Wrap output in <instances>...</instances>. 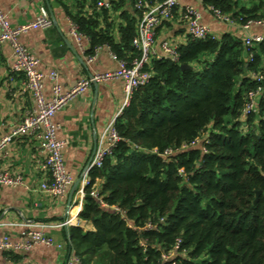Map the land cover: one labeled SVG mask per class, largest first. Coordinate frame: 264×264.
Instances as JSON below:
<instances>
[{"label": "trees", "instance_id": "obj_1", "mask_svg": "<svg viewBox=\"0 0 264 264\" xmlns=\"http://www.w3.org/2000/svg\"><path fill=\"white\" fill-rule=\"evenodd\" d=\"M97 1L94 15L65 6L66 14L88 38V55L107 46L130 65L140 55L136 18L126 15L115 37ZM244 1L203 3L238 26L264 19V0ZM252 51L250 60L242 35L228 32L189 38L176 61L143 65L150 78L133 90L114 120L117 142L87 175L78 218L93 230L69 228L79 264H264V80L252 76L264 73V41Z\"/></svg>", "mask_w": 264, "mask_h": 264}, {"label": "crops", "instance_id": "obj_2", "mask_svg": "<svg viewBox=\"0 0 264 264\" xmlns=\"http://www.w3.org/2000/svg\"><path fill=\"white\" fill-rule=\"evenodd\" d=\"M80 1L81 5L75 0H0L1 10L14 27L35 20L41 8L47 11L52 25L28 30L21 34L20 40L38 58L40 71L57 72V83L63 91L72 89L82 79L118 68V60L110 54L109 47H97L88 55V38L80 35L77 39L71 34L72 21L65 6L71 15L80 13L88 17L95 13L92 0ZM244 2L250 4L248 0ZM185 5L197 8L201 22L215 37L228 32L240 33L243 37L238 25L218 21L208 5L196 0H179L174 17L157 28L155 48L158 52L161 53L160 45L164 41L178 47L190 38L183 18ZM107 15L110 31L115 37L119 36V27L125 25L126 15L134 16L137 23L139 19L131 0H113ZM250 34L264 35V27H252ZM13 61L11 45L1 43L0 140L18 126L26 111L34 107L33 97L25 87L24 75L11 70ZM52 86L53 81L44 80L43 94L47 100L52 98ZM124 99L121 79L92 81L56 112L53 121L57 125L58 138L65 142L63 158L70 176L62 197H54L39 189L47 174L41 168L44 157L36 138L18 136L0 149V170L23 178L20 186L0 185V239L8 236L12 242L21 244L27 240L29 231L37 230L53 240L51 245L36 243L28 250H11L9 255L0 251L2 263L66 264L71 254L67 241L69 228L79 226L87 231L93 230L90 222L78 218L87 180L83 179V171L96 148L107 145L105 130L123 107ZM99 183L97 181V185ZM66 213L71 224L56 227L65 220Z\"/></svg>", "mask_w": 264, "mask_h": 264}, {"label": "built area", "instance_id": "obj_3", "mask_svg": "<svg viewBox=\"0 0 264 264\" xmlns=\"http://www.w3.org/2000/svg\"><path fill=\"white\" fill-rule=\"evenodd\" d=\"M133 7L139 13L137 23V33L132 39V45L138 49L140 55L137 59L128 65L122 60H118V68L113 71H108L102 74L93 75L89 79L80 80L75 87L68 91H63L57 83L58 74L55 70L49 73H44L38 69V58L28 50L21 42L20 36L28 30L35 28H44L52 25V20L44 8L40 9V14L35 20L19 25L12 26L6 13L0 8V44L7 42L12 47V55L14 61L11 70L15 73H22L25 77V87L30 91L34 107L25 112L22 120L10 133L5 135L0 140V149L10 143L18 136L34 137L38 141V148L43 154V162L41 168L47 178L40 184L39 189L54 197H62L65 189L70 182V176L66 169L63 149L65 142L57 136V125L53 121L56 112L60 110L67 102L76 94L84 91L85 87L92 81L105 79H121L124 83L125 99L122 109L128 105L133 90L145 84L150 75L143 70V65L148 63L152 57L159 59L177 60V46L170 45L164 41L160 45V52L155 48L156 33L159 25L165 21L171 20L174 17V11L179 5V0H131ZM198 3H203V0H196ZM113 0H98L97 9L111 8ZM214 17L223 23L233 25L234 22L219 10L209 6ZM183 18L187 23L188 35L193 40H203L214 36L210 29L201 22L200 12L192 5L183 7ZM235 25V24H234ZM254 26L264 27V19L249 20L244 25L239 26L243 32L244 44L247 47L249 59L253 57L252 48L254 45L264 41V35L250 34V29ZM71 34L75 38H79L77 25L71 22ZM110 54L114 57L112 52ZM253 78L258 82L264 80V73H253ZM50 79L53 81V95L50 100L45 99L43 94L44 80ZM263 91L262 86H258L255 92H250L248 95L249 103L246 106V111H255L257 97ZM116 116V117H117ZM115 117V118H116ZM113 119L105 130V140L107 145H99L91 160L87 163L83 171V179H87L90 169L99 167L106 154L115 145L118 136L115 133ZM87 180L85 181V185ZM0 185L5 186H20L23 185V178L20 175H11L6 171L0 170ZM84 195V194H83ZM71 224V219H65L61 223L56 224V227H67ZM68 244L70 240L67 238ZM36 243L53 244V240L42 233L41 231L32 230L27 233V240L24 243H14L8 236H3L0 239V251L10 252L11 250L30 249ZM60 247V246H59ZM70 256L66 264H79L78 258L70 246ZM165 260L170 256H163ZM0 264H4L0 261Z\"/></svg>", "mask_w": 264, "mask_h": 264}, {"label": "water", "instance_id": "obj_4", "mask_svg": "<svg viewBox=\"0 0 264 264\" xmlns=\"http://www.w3.org/2000/svg\"><path fill=\"white\" fill-rule=\"evenodd\" d=\"M181 68H188V65H181ZM68 207H69V204H68ZM67 217V213L65 214V219Z\"/></svg>", "mask_w": 264, "mask_h": 264}]
</instances>
